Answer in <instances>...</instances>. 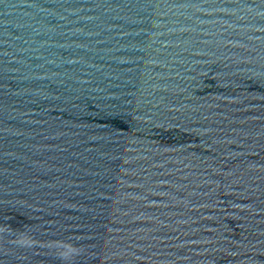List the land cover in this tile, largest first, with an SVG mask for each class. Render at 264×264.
I'll list each match as a JSON object with an SVG mask.
<instances>
[{"label":"water","instance_id":"water-1","mask_svg":"<svg viewBox=\"0 0 264 264\" xmlns=\"http://www.w3.org/2000/svg\"><path fill=\"white\" fill-rule=\"evenodd\" d=\"M0 264H264V0H0Z\"/></svg>","mask_w":264,"mask_h":264}]
</instances>
